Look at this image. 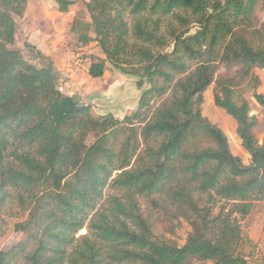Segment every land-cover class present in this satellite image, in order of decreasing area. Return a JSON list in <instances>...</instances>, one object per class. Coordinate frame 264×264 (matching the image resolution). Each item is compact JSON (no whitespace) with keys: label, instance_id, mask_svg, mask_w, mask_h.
<instances>
[{"label":"trees","instance_id":"obj_1","mask_svg":"<svg viewBox=\"0 0 264 264\" xmlns=\"http://www.w3.org/2000/svg\"><path fill=\"white\" fill-rule=\"evenodd\" d=\"M54 1L61 13L77 3ZM28 2L0 0V238L10 224L22 234L0 264H249L237 219L264 201V138L245 97L264 109V0L84 1L70 31L104 56L87 57L88 75L108 62L141 89L121 118L60 92L53 61L27 42L40 65L24 58ZM212 84L248 164L202 115Z\"/></svg>","mask_w":264,"mask_h":264},{"label":"rangeland","instance_id":"obj_2","mask_svg":"<svg viewBox=\"0 0 264 264\" xmlns=\"http://www.w3.org/2000/svg\"><path fill=\"white\" fill-rule=\"evenodd\" d=\"M84 1L87 0H77V3L72 6L68 12L59 15V21L63 28H65V25L69 24L66 18L70 20V17L72 19L74 16L83 15V13H85L84 15L86 16L83 5ZM30 2L32 6H40L39 11L41 17L37 19V21H44L47 19L44 10L57 15L58 11L54 0H30ZM256 16L258 20L264 21V11L258 12ZM20 24L19 30H22ZM65 33L64 31L63 35H65ZM23 39L25 38L21 36L20 44L18 40L16 41V47L22 50L25 59L40 65L34 50L27 48L25 43H23ZM27 39L29 42H37L40 40V35L33 33ZM63 44L70 51V64L77 68L76 73L78 75L73 83H67L69 79L64 77L60 80L59 83L62 84L64 89L63 93L77 96L82 102L90 103L95 115L111 112L115 117L121 118L136 110L141 89L137 88L134 77L119 72L110 63L106 62L103 76L91 80V82H87L83 79H88L86 67L88 66L89 59L87 57L89 55L104 56L95 46V43H90L83 48H79L78 45L76 46L73 40L64 41ZM255 73L260 80L255 90L259 93H264V67L256 68ZM213 93L214 85L212 84L204 92V100L201 104L202 115L223 130L227 136L231 152L239 156L243 163L248 164L250 162V155L241 145V141L236 132L235 120L231 115L214 103ZM251 94L252 92L250 91L246 92L245 97L250 103V114L254 115L257 119L254 134L258 141L262 142L264 138V109L256 103ZM237 220L243 234V248L246 259L249 264H256L264 252V201L255 202L251 212L245 217H238ZM8 221L11 223L14 220L9 219ZM189 231L190 226L186 221L182 220L174 236L178 244L181 245L185 242L186 235ZM84 233H86V229H82L79 232V234ZM21 238L22 234L14 231L12 224H10L6 233L0 238V246L3 249H8L20 241ZM191 264L204 263L193 261Z\"/></svg>","mask_w":264,"mask_h":264},{"label":"crops","instance_id":"obj_3","mask_svg":"<svg viewBox=\"0 0 264 264\" xmlns=\"http://www.w3.org/2000/svg\"><path fill=\"white\" fill-rule=\"evenodd\" d=\"M39 7H40L39 5L32 6L29 0L24 17L21 18L20 20L18 19L17 21L18 27L16 30V41L18 40L19 41L18 43L20 44V38L21 36H23L25 38L23 39V43L25 42L29 43L36 50L40 51L42 54L49 57L53 61L56 71L59 73L61 79L63 77L68 78L69 80L67 81V83L69 82L73 83L78 76L76 73L77 68L74 67L72 64H70V59H71L70 51L63 44L64 41L73 40V42L77 46L74 36L70 31V26L73 18L71 19L70 17L71 21L66 18L69 24L65 25L64 26L65 28H63V26L59 21V17H60L59 15L63 13L57 10L58 12L56 15L51 13L50 11L48 12L44 10L47 19L44 21L43 20L37 21V19L41 17ZM19 24L21 25L22 30H19L20 28ZM64 31L66 32L65 35H63ZM33 33L36 35H40V40L37 41L39 43H37L36 41H33L34 43L28 41L27 38H29ZM86 72H87V67H86ZM87 77L90 80L83 78L87 82H91V80L96 79V78H91L88 75V72H87Z\"/></svg>","mask_w":264,"mask_h":264},{"label":"built area","instance_id":"obj_4","mask_svg":"<svg viewBox=\"0 0 264 264\" xmlns=\"http://www.w3.org/2000/svg\"><path fill=\"white\" fill-rule=\"evenodd\" d=\"M57 88H58V90H59L60 92H63V90H64L62 84H60V83H58Z\"/></svg>","mask_w":264,"mask_h":264},{"label":"water","instance_id":"obj_5","mask_svg":"<svg viewBox=\"0 0 264 264\" xmlns=\"http://www.w3.org/2000/svg\"><path fill=\"white\" fill-rule=\"evenodd\" d=\"M82 104H83L82 102H79V103H78V106H81Z\"/></svg>","mask_w":264,"mask_h":264}]
</instances>
